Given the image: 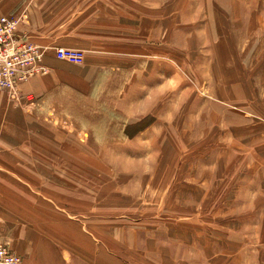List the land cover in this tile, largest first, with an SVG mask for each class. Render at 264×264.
Masks as SVG:
<instances>
[{"label": "rangeland", "instance_id": "obj_1", "mask_svg": "<svg viewBox=\"0 0 264 264\" xmlns=\"http://www.w3.org/2000/svg\"><path fill=\"white\" fill-rule=\"evenodd\" d=\"M140 7L138 38L124 27L92 47L168 53L171 89L128 123L59 125L60 170L43 174L52 182L43 193L73 214L91 212L95 227L124 229L120 254L131 264H264V251L255 252L264 214V0ZM215 28L227 55L219 70ZM105 98L77 100V110L98 101L108 121L115 107Z\"/></svg>", "mask_w": 264, "mask_h": 264}, {"label": "crops", "instance_id": "obj_2", "mask_svg": "<svg viewBox=\"0 0 264 264\" xmlns=\"http://www.w3.org/2000/svg\"><path fill=\"white\" fill-rule=\"evenodd\" d=\"M99 2L0 0V15H17L25 37L42 45L84 51V61L75 63L49 50L44 57L48 72L22 82L14 98L0 89V232L21 256L19 264H131L120 254L126 246L124 229L95 227L91 212L73 214L59 204V197L43 193L52 185L43 174L60 170L59 125L128 123L127 118L150 110L151 97H163L171 89L173 64L168 53L141 55L140 46L121 51L93 49V44L113 36L112 31L120 34L125 27L131 37L138 38L140 29V0ZM99 16V23L92 24ZM218 32L215 28L209 34L216 70L225 65L227 56ZM99 97L114 104L115 115L108 121L109 114L98 110V101L89 111L77 110V100L91 102ZM63 151L67 157L75 155V149ZM260 169L259 187H263L264 163ZM260 214L255 226L261 237L255 252L264 251V214Z\"/></svg>", "mask_w": 264, "mask_h": 264}, {"label": "built area", "instance_id": "obj_3", "mask_svg": "<svg viewBox=\"0 0 264 264\" xmlns=\"http://www.w3.org/2000/svg\"><path fill=\"white\" fill-rule=\"evenodd\" d=\"M17 15H0V89L16 97L17 87L35 75L48 72L44 57L49 50L56 57L75 63L84 61V51L66 47H51L25 37L19 31ZM35 96L28 98L34 102ZM21 256L13 249L9 238L0 235V264H19Z\"/></svg>", "mask_w": 264, "mask_h": 264}]
</instances>
